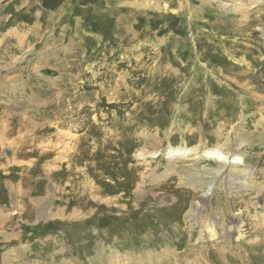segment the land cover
Here are the masks:
<instances>
[{
  "label": "rangeland",
  "instance_id": "1",
  "mask_svg": "<svg viewBox=\"0 0 264 264\" xmlns=\"http://www.w3.org/2000/svg\"><path fill=\"white\" fill-rule=\"evenodd\" d=\"M263 73L264 0H0V264H264Z\"/></svg>",
  "mask_w": 264,
  "mask_h": 264
},
{
  "label": "bare ground",
  "instance_id": "2",
  "mask_svg": "<svg viewBox=\"0 0 264 264\" xmlns=\"http://www.w3.org/2000/svg\"><path fill=\"white\" fill-rule=\"evenodd\" d=\"M260 71V70H259ZM259 74V73H258ZM263 75H264V73H263ZM263 77V76H262ZM264 79V78H263ZM262 100V99H261ZM16 153H18V152H16ZM168 155L170 156V157H175V156H184V155H186L185 153H181V152H178V151H170L169 153H168ZM230 155H231V152L230 153H228L227 154V156H225V155H223V153H220V152H215V151H213V152H209V153H207V156H208V158H213V159H216V160H218L219 161V163H224V165H225V167L226 166H230V165H233V164H239V163H242L241 161H240V159H238V158H236V157H234V161L232 162V160L230 161ZM17 156V155H16ZM25 156H27V154L25 153ZM28 157V156H27ZM44 167V166H43ZM93 167V166H92ZM224 167V168H225ZM231 167V166H230ZM36 168V167H35ZM101 183V182H100ZM29 185V184H28ZM214 187V188H213ZM29 188H30V186H28L27 187V191L26 192H21V193H19V195H20V199L21 200H25V199H27V200H25V201H27V204L28 205H30L31 206V204L33 203L32 201H35L36 200V198L35 197H33L34 195H33V191H31V190H29ZM32 188V187H31ZM44 188V187H43ZM215 186H214V183L213 184H211V186H210V189H209V192L206 194V197H208L210 194H211V191L212 192H214L213 190H215ZM217 191V190H216ZM219 192V191H218ZM1 192H0V196H1ZM33 195V196H32ZM83 196V195H82ZM123 197V196H122ZM112 199V198H111ZM224 199V198H223ZM104 200V199H103ZM1 201V200H0ZM3 202V201H2ZM24 202V201H23ZM247 204V203H246ZM246 204H244V205H246ZM24 205V204H23ZM20 206V205H19ZM35 206V205H34ZM33 206V207H34ZM32 207V208H33ZM22 208V207H21ZM247 208V207H246ZM246 208H244V209H246ZM28 209V208H27ZM248 210V209H247ZM10 210H4V211H0V235H2L3 234V231H5V229L12 223V221H14L11 217L12 216H15L17 213H15L14 212V214H12V215H7V213L9 212ZM246 212V211H245ZM249 212V211H248ZM45 213V212H44ZM241 214V213H240ZM42 215V214H41ZM242 215H243V213H242ZM248 215V214H247ZM40 217V216H39ZM246 218V217H245ZM6 219V220H5ZM256 219V218H255ZM259 219V218H258ZM225 220V219H224ZM12 224H14V223H12ZM252 224V223H251ZM240 225H241V223H240ZM249 225V224H248ZM253 226V225H252ZM242 227V226H241ZM246 227H247V225H246ZM257 227V226H256ZM240 228V227H239ZM230 229H232V228H230ZM238 229V228H237ZM250 229V228H249ZM261 229V228H260ZM248 230V229H247ZM241 232V231H240ZM239 233V232H238ZM4 235L6 236V234H5V232H4ZM7 237V239H8V241H10V239L13 237H11V236H6ZM27 237V236H26ZM228 237V236H227ZM241 237V236H240ZM54 238V237H53ZM161 238V237H160ZM156 239V238H155ZM166 239V238H165ZM211 239V238H210ZM231 238H229L228 239V244H230V240ZM240 239V238H239ZM119 241V240H118ZM167 241V240H166ZM120 242V241H119ZM155 242V241H154ZM121 243V242H120ZM162 243V242H161ZM171 243V242H170ZM164 244H165V242H164ZM123 245V244H122ZM231 245V244H230ZM238 245V244H237ZM153 246V245H152ZM228 248V247H227ZM230 248V247H229ZM159 249V248H158ZM157 249V250H158ZM161 249V248H160ZM164 249H165V247H164ZM228 250V249H227ZM161 251V250H160ZM169 251V250H168ZM167 251V252H168ZM17 252V251H16ZM61 252V251H60ZM166 252V253H167ZM52 253V252H51ZM107 253V252H106ZM155 253V252H154ZM157 255V254H156ZM160 255V254H159ZM151 257V256H150ZM174 257H175V255H174ZM53 258V257H52ZM176 259V258H175ZM148 260V259H147ZM154 260V259H153ZM155 260H156V258H155ZM11 261H13V260H11ZM109 261V260H108ZM176 261V260H175ZM14 262V261H13ZM99 262H100V264H104L105 263V259H103L102 258V256L100 255V257H99ZM158 262V261H157ZM174 262V261H173ZM210 262V261H209ZM216 262V261H215ZM149 263V262H148ZM160 263V262H159ZM164 263V262H163ZM169 263H172V262H169ZM61 264V263H60ZM209 264V263H208ZM211 264V263H210Z\"/></svg>",
  "mask_w": 264,
  "mask_h": 264
}]
</instances>
